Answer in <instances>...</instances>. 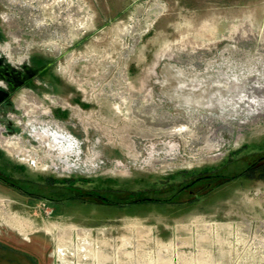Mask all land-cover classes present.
Masks as SVG:
<instances>
[{
  "label": "rangeland",
  "instance_id": "obj_1",
  "mask_svg": "<svg viewBox=\"0 0 264 264\" xmlns=\"http://www.w3.org/2000/svg\"><path fill=\"white\" fill-rule=\"evenodd\" d=\"M20 1L22 12L0 0V54L51 64L41 81L68 101L60 118L70 126L11 137L0 128L30 159L0 144V173L26 191L70 176L111 203L69 198L51 209L0 184V264H65L61 240L77 264L76 243L88 241L71 226L111 244L131 235L135 259L121 264H264V163L243 171L264 156V0ZM206 174H217L212 190L179 206L113 204L163 201Z\"/></svg>",
  "mask_w": 264,
  "mask_h": 264
},
{
  "label": "flooded vegetation",
  "instance_id": "obj_2",
  "mask_svg": "<svg viewBox=\"0 0 264 264\" xmlns=\"http://www.w3.org/2000/svg\"><path fill=\"white\" fill-rule=\"evenodd\" d=\"M8 46L7 44L4 45ZM42 62V61H41ZM51 64L49 62L40 63V60L37 61H29L24 60L23 57H5L3 54H0V128L1 134L3 136L11 137L15 136V130L18 129L19 131L23 130L26 127H29V131L33 133V130L42 128L45 126H49L50 129L56 127V122L62 123L63 127L65 125L70 126V123L64 121L62 122L60 116L62 113L66 112V109L69 110V103L62 96L61 94H56L55 92V83H50L49 88L44 84L43 79L48 78V73L50 70ZM53 79V76L52 78ZM46 89V93L39 92V90ZM51 90V93L49 91ZM57 97H59L58 100ZM28 98V99H26ZM61 99H64L65 103L61 105ZM30 100V101H29ZM67 101V102H66ZM51 102V103H50ZM46 103V104H45ZM37 107L38 111L32 110L33 107ZM47 105V109H44V106ZM58 108V111L56 110ZM25 112H31L32 115L26 116ZM38 112V113H37ZM47 118L46 122L43 124L41 123V119ZM41 120V121H40ZM54 121H56L54 123ZM54 124L53 127L52 123ZM41 123V124H40ZM35 124V125H32ZM65 130V129H64ZM66 131V130H65ZM67 132V131H66ZM69 134V132H67ZM70 136V134H69ZM21 135L19 139H21ZM1 148V147H0ZM73 155H68L67 158ZM77 156V155H76ZM75 156V158H77ZM2 158V157H0ZM17 158V157H15ZM259 159L254 162L250 163V165L245 166L244 173L248 172L249 169L254 170L260 164V162L264 163V156L258 157ZM261 163V165H262ZM58 164H62L58 162ZM75 169V168H74ZM72 169L66 170L71 172ZM217 174H206V175H198L193 178L190 182L182 184L178 189L174 192L170 193L169 196L163 201L161 198L146 196L145 194L140 198H134L129 201H119L114 202V205H123L127 203H136V202H162L168 205H182L187 203L191 197H195L199 195L201 190L204 188V184L206 185L205 188L212 190L215 186H210L211 182ZM55 181L52 183H42L36 182L33 186L32 190H23L20 183H16L13 181H9L7 176L2 175L0 173V184L5 188H10L16 190L17 192L27 193L34 196H41L42 193L40 190H43L45 187H57L60 189H71L72 187L69 186V182H72L70 176L67 177H57ZM54 180V178H53ZM202 181H206L203 183ZM44 187V188H43ZM76 187V186H75ZM41 188V189H40ZM77 193H86L83 192L81 188H75ZM186 194L188 197H184L183 195ZM181 197V199H180ZM184 197V198H183ZM40 198V197H39ZM80 199V198H79ZM48 203L51 205V209H54L55 205L62 206L65 199L59 198H51L48 197L46 199ZM110 204V203H106ZM4 207V206H3ZM5 208V207H4ZM53 211V210H52Z\"/></svg>",
  "mask_w": 264,
  "mask_h": 264
},
{
  "label": "bare ground",
  "instance_id": "obj_3",
  "mask_svg": "<svg viewBox=\"0 0 264 264\" xmlns=\"http://www.w3.org/2000/svg\"><path fill=\"white\" fill-rule=\"evenodd\" d=\"M4 1L7 5L15 8L14 10H17L22 12L23 8H24V4H22V2L20 0H2ZM37 1V0H36ZM60 1V0H59ZM38 2V1H37ZM46 2V0H45ZM53 3V2H52ZM45 5V4H44ZM70 6V5H69ZM10 7V8H11ZM40 9V8H39ZM30 11V10H29ZM57 12V11H56ZM74 12V11H73ZM35 13V12H34ZM74 14V13H73ZM72 14V15H73ZM57 15V13H56ZM13 17V16H12ZM27 18V17H26ZM77 18V17H76ZM10 19V17H9ZM75 19V18H74ZM27 20V19H26ZM30 20V19H29ZM27 20V21H29ZM39 17L37 16L36 18V23H39V27L43 26V24L41 25L39 22ZM45 20V19H44ZM50 21V20H49ZM19 22V21H18ZM75 22V20H74ZM68 23V22H67ZM70 23V22H69ZM31 29V28H30ZM40 30V29H39ZM74 30V29H72ZM32 31V30H31ZM0 144L5 146L7 149H9V151L15 153L17 156H21L22 160H30L29 159V155L23 152V149L18 146H13L10 142H7L0 134ZM32 160V159H31ZM5 221H10V219L5 218ZM14 223V226L19 227L18 223L16 224V222H11ZM81 238V237H80ZM82 239V238H81ZM97 246V245H96ZM99 247V246H98ZM67 248H66V243L64 242V240L60 241L59 247H58V253L60 258L62 259V261H64L65 264H68L70 261L67 259ZM75 257L77 258V264H82L81 261H90L93 262L94 264H108L109 262H113L114 264H121L122 260L119 258V254H116L114 256H107L105 255L101 250H99L98 248L94 247L92 248L90 246V244L86 241H78L76 243L75 246V253H74ZM130 256V255H128ZM130 258V257H129ZM165 261L168 262V264H172V258L171 257H162ZM161 257L157 258L158 261H160L162 259ZM185 259V258H183ZM187 259V258H186ZM185 259V260H186ZM182 260V259H181ZM199 262H197L198 264H211V261H206L203 260V258H199L198 259ZM164 262V261H163ZM181 262V261H180ZM140 264H151V263H147L146 261H143V263L139 262Z\"/></svg>",
  "mask_w": 264,
  "mask_h": 264
},
{
  "label": "crops",
  "instance_id": "obj_4",
  "mask_svg": "<svg viewBox=\"0 0 264 264\" xmlns=\"http://www.w3.org/2000/svg\"><path fill=\"white\" fill-rule=\"evenodd\" d=\"M178 211H180V210H178ZM0 213L7 214L6 209L3 206H0ZM1 223H2V221H1ZM70 229L71 230L81 229L83 231V233H85L84 236H85V239L88 241V243L91 246L96 247L99 250H101L104 254L111 255V254L119 253L120 259H122V260H128V259L134 260L135 259V257L133 256L134 254H133V250H132V246H131V235L122 236L121 238L118 239V241H115L116 243L111 244V243H109V241L107 239H102V240L92 239L89 230H86L83 228H78L75 226H71ZM135 232L140 237L143 236L145 233H147L145 230H143L142 228H139V227L135 228ZM129 246H131L130 249H127ZM160 246L162 247V245L157 243L156 249H155L157 252L160 249ZM126 254H127V256H126ZM128 254L130 256H128ZM148 256L149 255H146V257H148ZM128 257H130V258H128ZM149 257L152 258L153 256H149ZM140 258L141 257L139 256L136 259H140Z\"/></svg>",
  "mask_w": 264,
  "mask_h": 264
},
{
  "label": "trees",
  "instance_id": "obj_5",
  "mask_svg": "<svg viewBox=\"0 0 264 264\" xmlns=\"http://www.w3.org/2000/svg\"><path fill=\"white\" fill-rule=\"evenodd\" d=\"M74 189L75 188L72 187L71 189L68 188L66 190V189H60L57 187H52L50 185L49 187H45L43 190H40L42 195L39 197L43 199H47L48 197H51L54 194L55 195L54 198H59V199L80 198L84 200H87V199L96 200L102 203H111V201L106 196L100 195L99 193H90V192L77 193Z\"/></svg>",
  "mask_w": 264,
  "mask_h": 264
}]
</instances>
